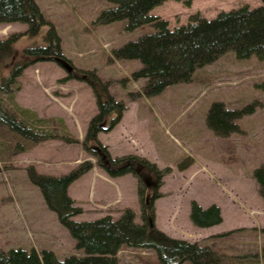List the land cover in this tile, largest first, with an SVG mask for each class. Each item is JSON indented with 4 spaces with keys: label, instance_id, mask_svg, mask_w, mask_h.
Here are the masks:
<instances>
[{
    "label": "rangeland",
    "instance_id": "1",
    "mask_svg": "<svg viewBox=\"0 0 264 264\" xmlns=\"http://www.w3.org/2000/svg\"><path fill=\"white\" fill-rule=\"evenodd\" d=\"M36 2L60 37L64 56L81 76L71 75L56 62H35L19 79L15 103L29 112L26 118L37 130L78 143L57 139L34 144L9 133L0 135V247L48 250L60 260L84 255L30 181L31 166L59 177L92 162L93 169L68 189L83 210L74 220L107 216L117 220L131 209L135 222L142 223L138 179L132 174L111 176L82 146L90 121L98 114L86 77L98 76L110 95L126 106L119 124L99 134L111 158L139 156L165 171L158 189L162 197L155 202V227L170 238L209 246L222 259L220 264H264V198L255 177L258 170L264 171V92L256 87L264 83V62L256 57L237 59L240 45L203 56L207 53L194 43L195 36L201 42L210 40L209 28L216 24L220 28L221 12L245 5L257 9L262 0H192L190 6L166 1L151 12L168 23L161 37L150 26L127 32L123 22L94 25L99 13L112 6L106 0ZM195 15L199 20L190 23ZM248 25L263 26L264 15L255 16ZM190 26L196 28L193 34L188 33ZM27 30L20 23L0 25V39ZM48 31L46 27L38 38L25 36L16 43L13 62L28 61L24 50L44 46ZM164 45L174 49L154 53V48ZM179 50L200 54L189 62ZM136 51L139 56L133 55ZM152 56L168 66L166 74L135 78ZM214 103H223L228 110L252 107L253 113L239 119L238 133L220 137L207 124ZM17 143L24 152L15 151ZM146 176L156 182L151 173ZM193 203L204 209L217 206L222 222L197 227L191 218ZM118 260L119 264H160L151 249L123 247Z\"/></svg>",
    "mask_w": 264,
    "mask_h": 264
},
{
    "label": "trees",
    "instance_id": "2",
    "mask_svg": "<svg viewBox=\"0 0 264 264\" xmlns=\"http://www.w3.org/2000/svg\"><path fill=\"white\" fill-rule=\"evenodd\" d=\"M106 1L112 6L99 13L94 25L106 26L123 22L127 32L150 26L158 31L156 36L161 37L166 34L167 21L151 15V12L169 0ZM173 1L183 2L186 6L192 3V0ZM262 2L263 6L257 9H251L245 5L229 12H221L217 22L221 26L218 28L216 24L215 27L209 28V41L201 42L198 36H195L194 43L198 45L199 51L207 53L203 56L225 49L228 45H240L237 59L246 60L256 57L264 62V25L258 28L248 25L255 16L264 15V0ZM198 20V15L191 16L190 23H196ZM14 23L27 25L28 30L23 34L12 35L4 40L0 39V135L9 133L13 137L34 144L57 139L67 143H78V140L55 136L47 130H37L26 118L29 112L16 106L15 94L21 89L18 84L19 79L29 65L40 61H52L60 65L71 64V62L64 56L61 39L52 23L45 19L36 0H0V25ZM46 27H49L45 36L46 44L26 48L24 55L29 58L28 61L13 62L16 43L25 36L38 38ZM195 29V26H190L188 33L193 34ZM155 41L154 39V43ZM168 48L172 47L164 45L157 48L160 50L154 48V53L165 52ZM179 51L178 53H184L186 58L189 57L187 59L189 62L193 60L192 56L200 54L198 50ZM133 55L139 56V53L136 51ZM159 62L157 57L152 56L145 68L135 73L134 77L141 79L166 74L168 66ZM72 74L76 75L75 77L81 76L76 74L75 70ZM88 80L95 93L98 114L90 121L82 146L86 152L99 159L98 165L111 176L132 174L138 179L142 223L135 222L136 215L131 209H127L117 220L111 216L87 222L74 220L83 213V210L69 196L68 189L75 181L93 169L92 162L85 161L70 173L59 177L41 174L34 166H31L28 168L30 181L40 189L47 206L57 215L60 224L70 232L77 243V249L83 251L84 255H71L65 260H60L54 252L48 250L28 252L23 249L4 250L0 247V264H119L118 254L123 247L154 250L160 264H182L184 262L220 264L222 259L209 246L170 238L155 227V202L162 197L158 189L162 185L161 179L165 171L139 156L111 158L106 146L100 142L99 134L112 131L119 124L126 111V106L124 102L110 95L107 84L100 77L95 76L94 80L86 77V81ZM256 87L264 92V83ZM252 109L249 107L241 111L228 110L223 103H214L209 111L207 124L220 137L238 133L240 131L239 119L253 113ZM19 147L20 144L17 143L15 151L16 149L18 153L25 151ZM146 173L154 175L156 182H153L150 176H146ZM255 177L260 184L264 198V171L258 170ZM191 218L193 223L201 228L212 227L222 222L220 209L215 205L204 209L197 203H193Z\"/></svg>",
    "mask_w": 264,
    "mask_h": 264
},
{
    "label": "water",
    "instance_id": "3",
    "mask_svg": "<svg viewBox=\"0 0 264 264\" xmlns=\"http://www.w3.org/2000/svg\"><path fill=\"white\" fill-rule=\"evenodd\" d=\"M64 67H66L67 70H68L70 73L73 72V67H72L70 64H66V65H64Z\"/></svg>",
    "mask_w": 264,
    "mask_h": 264
},
{
    "label": "crops",
    "instance_id": "4",
    "mask_svg": "<svg viewBox=\"0 0 264 264\" xmlns=\"http://www.w3.org/2000/svg\"><path fill=\"white\" fill-rule=\"evenodd\" d=\"M83 178V177H82Z\"/></svg>",
    "mask_w": 264,
    "mask_h": 264
}]
</instances>
